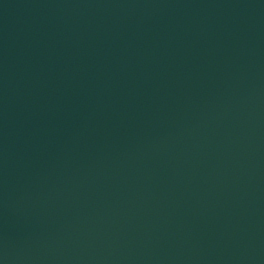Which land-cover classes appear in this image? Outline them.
I'll return each mask as SVG.
<instances>
[{
  "label": "water",
  "instance_id": "95a60500",
  "mask_svg": "<svg viewBox=\"0 0 264 264\" xmlns=\"http://www.w3.org/2000/svg\"><path fill=\"white\" fill-rule=\"evenodd\" d=\"M0 264H264V0H0Z\"/></svg>",
  "mask_w": 264,
  "mask_h": 264
}]
</instances>
